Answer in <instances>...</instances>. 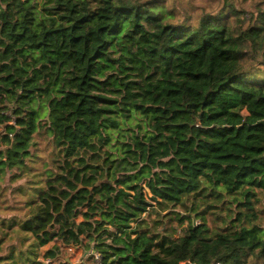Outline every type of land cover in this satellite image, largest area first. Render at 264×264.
<instances>
[{"label":"trees","instance_id":"16d2710c","mask_svg":"<svg viewBox=\"0 0 264 264\" xmlns=\"http://www.w3.org/2000/svg\"><path fill=\"white\" fill-rule=\"evenodd\" d=\"M0 129V264H264V0H0Z\"/></svg>","mask_w":264,"mask_h":264},{"label":"rangeland","instance_id":"374dc122","mask_svg":"<svg viewBox=\"0 0 264 264\" xmlns=\"http://www.w3.org/2000/svg\"><path fill=\"white\" fill-rule=\"evenodd\" d=\"M32 1H33V3L37 2V0H32ZM45 111L46 110L44 109V107H42V112H45ZM43 116H46L49 118L48 111L46 113H44ZM134 123H135V121H134ZM0 132H1V129H0ZM38 134H40V135H38ZM38 134L35 133V139L38 142L37 146L31 148V150L36 154V156L34 157V159L29 158L28 163L30 162L33 166L36 165V167L39 166L41 168L44 164V161H46V159L49 158V156L51 155L53 145L51 143V137L49 138V137H45V135H43L44 131H41ZM113 136H114V138H113V141L111 142V147L119 148V151L121 153L124 150L129 148L128 144H122L121 142L115 141V137L117 136V134H115ZM32 162H34V163H32ZM13 172H16V171H13ZM27 179H28L27 183H30L32 176L31 177L27 176ZM34 179H35V181H34V183L32 182L33 183L32 189L30 191L29 190L27 191V192H29V194L19 193V195L16 198V200H17L16 203L18 202L16 209L12 210V211H7V213H5V215H3V216L8 217L11 215V216H16V217L18 216L20 218H24L23 212L20 211L18 207L21 204H25V202H26L25 200H31V199L36 200V199H38L40 194L45 189V185H44V183L40 182L39 176L35 177ZM25 180H26V176L22 180L13 181V183H14L13 185L17 184V186H19L20 184H24L26 182ZM32 181H33V179H32ZM11 182L12 181H10V179H8L6 177H5L4 181H0L1 185L6 186V187H8L11 184ZM32 183H30V184H32ZM29 185L26 184V186H28V187H29ZM135 190L136 189H132L130 191L135 193ZM7 192H8V190L0 192L1 193L0 203L6 197ZM259 197H260V201L258 202V205H257V211L259 214V218L257 221L260 222L261 226L264 228V193H260ZM117 201L120 203H123V201L125 202L124 194H122V193L118 194L117 195ZM228 203H229V199L225 198L223 200V204H225L224 208H227L226 205H228ZM128 207H129V209L131 208L130 206H128ZM150 208H151V206H146L145 210H139V209H137V210L136 209H130V210H132L135 213L136 217H139L140 215L142 217H145L147 215V210H149ZM182 215H183V213L181 211H177L175 218H180ZM209 220H210V226L212 228H219V226H221V222L216 216H210ZM194 222H195V224L198 225L200 223V220L196 219L194 217ZM131 223H132V225H135L134 222H131ZM162 228H165V226H163ZM29 239H30V237H29ZM54 244H55V241H52L48 245L42 247L39 260H42L43 262L42 261L41 262H35L33 264H50V263L51 264H59L60 260L64 259V258H66L67 261H70L72 264H95L94 262H89V260H88L89 255L86 254L83 251V249L80 247H75V248L65 247L63 249V253L61 254L60 259L53 260V261L50 260V262H49V260H44L43 259L44 251L47 250L48 248L52 247ZM87 262H89V263H87Z\"/></svg>","mask_w":264,"mask_h":264},{"label":"built area","instance_id":"2783aa9c","mask_svg":"<svg viewBox=\"0 0 264 264\" xmlns=\"http://www.w3.org/2000/svg\"><path fill=\"white\" fill-rule=\"evenodd\" d=\"M94 254H95L96 259L99 261L101 259V256L99 255V253H94ZM217 264H221V263L218 262Z\"/></svg>","mask_w":264,"mask_h":264},{"label":"water","instance_id":"95a60500","mask_svg":"<svg viewBox=\"0 0 264 264\" xmlns=\"http://www.w3.org/2000/svg\"><path fill=\"white\" fill-rule=\"evenodd\" d=\"M80 187H82V184L80 185ZM90 189H92V187H89Z\"/></svg>","mask_w":264,"mask_h":264},{"label":"crops","instance_id":"0c3cea01","mask_svg":"<svg viewBox=\"0 0 264 264\" xmlns=\"http://www.w3.org/2000/svg\"><path fill=\"white\" fill-rule=\"evenodd\" d=\"M72 248H75V247H72Z\"/></svg>","mask_w":264,"mask_h":264}]
</instances>
